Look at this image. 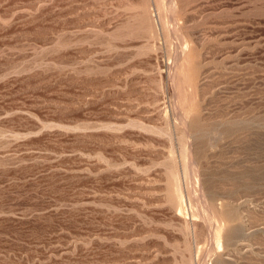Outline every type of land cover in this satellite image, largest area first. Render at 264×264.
I'll return each instance as SVG.
<instances>
[{
    "label": "rangeland",
    "instance_id": "obj_1",
    "mask_svg": "<svg viewBox=\"0 0 264 264\" xmlns=\"http://www.w3.org/2000/svg\"><path fill=\"white\" fill-rule=\"evenodd\" d=\"M0 264H264V0H0Z\"/></svg>",
    "mask_w": 264,
    "mask_h": 264
},
{
    "label": "bare ground",
    "instance_id": "obj_2",
    "mask_svg": "<svg viewBox=\"0 0 264 264\" xmlns=\"http://www.w3.org/2000/svg\"><path fill=\"white\" fill-rule=\"evenodd\" d=\"M184 52V51H183ZM191 157V156H190ZM206 209V208H205ZM214 217V216H213ZM220 233H221V229H217V231H216V240H217V244H218V247L220 248V249H222V245L220 244V241L218 240L219 238H220ZM213 236V235H212ZM214 237V236H213Z\"/></svg>",
    "mask_w": 264,
    "mask_h": 264
}]
</instances>
